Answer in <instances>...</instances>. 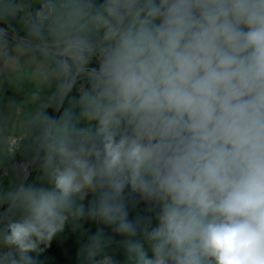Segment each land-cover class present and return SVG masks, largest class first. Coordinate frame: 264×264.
<instances>
[{
    "label": "clouds",
    "instance_id": "1",
    "mask_svg": "<svg viewBox=\"0 0 264 264\" xmlns=\"http://www.w3.org/2000/svg\"><path fill=\"white\" fill-rule=\"evenodd\" d=\"M28 32L88 87L50 121L51 186L7 194L0 264H38L70 219L126 264H264V0H44ZM109 243L80 255L116 264Z\"/></svg>",
    "mask_w": 264,
    "mask_h": 264
},
{
    "label": "crops",
    "instance_id": "2",
    "mask_svg": "<svg viewBox=\"0 0 264 264\" xmlns=\"http://www.w3.org/2000/svg\"><path fill=\"white\" fill-rule=\"evenodd\" d=\"M42 1L44 0H10L14 6L13 10L7 13L0 12V26L6 28L5 25H8L17 35L29 34L28 25L33 20L35 9ZM7 3L8 0H0V4ZM17 5L21 6L22 10L16 15ZM10 17H16L14 24L8 21ZM23 20H28V24H24ZM63 82L64 75L60 73L56 61L31 51L27 46L0 31V91L5 89L7 92L0 96V167L7 171L6 176H0V198L4 201L0 203V229L6 227L8 222L6 217L19 218V213L15 216L10 212L4 213L9 207L7 194L10 191L23 184L51 186L42 168L43 149L42 157L37 156L28 177L21 172H15V160L16 157L31 160L38 154L50 121H59L66 110L79 116L80 107L76 101L80 95L76 93L66 96L54 114L60 101ZM88 123L84 119H79L77 127H84ZM11 135L26 136L16 154L7 153L6 139ZM83 203L87 206L85 200ZM136 215L149 216L153 213L145 202L140 201L135 207L129 206V218L132 219ZM78 223L79 226L74 227L70 219L64 231L54 237L49 246L41 245L44 251L37 257L38 264H87L80 255V249L99 229H103L106 238H110L107 253L116 264H126L122 245L124 237L114 233L111 226L99 222L85 219ZM155 223L153 218V226Z\"/></svg>",
    "mask_w": 264,
    "mask_h": 264
},
{
    "label": "built area",
    "instance_id": "3",
    "mask_svg": "<svg viewBox=\"0 0 264 264\" xmlns=\"http://www.w3.org/2000/svg\"><path fill=\"white\" fill-rule=\"evenodd\" d=\"M44 6V1L40 2L39 6L35 9L34 13H33V19L36 16V13ZM22 7L21 6H16V13L18 14V12H21ZM24 24H28V20H23ZM8 29V28H7ZM4 27L0 26V31H2L3 33L7 34L8 37H10L11 39L27 46L31 51H35L38 52L40 54H43L44 56L54 60L57 62L58 57L55 53V51L53 49H50L47 45L42 44L40 41L38 40H33V39H29L25 36H20L17 34H14L13 31L11 30H7ZM87 78L83 75H74L71 78L67 77L64 75V82H63V87L61 89L60 92V101L58 102V105L56 106L55 110H54V114L58 111L59 107L61 106L62 102L64 101L65 97L68 96L71 92H75L76 94L81 95V93L87 88V84H86ZM46 133L43 136L42 139V143H41V149L38 151V154H36V156H34L31 160H23L20 159L18 157H16L15 160V172H21L25 177H28L31 170H32V166L37 158V156L39 155L40 151L43 149L44 150V143L46 142ZM26 138L25 135H11L6 139V146H7V152L9 154H16V152L18 151V149L20 148V144L23 141V139ZM7 175V171L4 169H0V176H6ZM9 208V207H8ZM7 210L4 212L6 213ZM4 213H2L1 218L2 221L4 220Z\"/></svg>",
    "mask_w": 264,
    "mask_h": 264
},
{
    "label": "trees",
    "instance_id": "4",
    "mask_svg": "<svg viewBox=\"0 0 264 264\" xmlns=\"http://www.w3.org/2000/svg\"><path fill=\"white\" fill-rule=\"evenodd\" d=\"M16 15H17V13H16ZM9 20L8 21H10V23L11 24H14V22H16V17H10V18H8ZM5 27L6 28H8L7 30H13V29H10L11 27H9L8 25H5ZM21 36H25V37H27V38H29V39H33V40H36V39H34L33 37H31L29 34H27V35H23V34H20ZM86 84H87V87H88V80L86 81ZM7 92L5 91V89L4 90H1L0 91V96H3V95H5ZM72 93H75V92H71V94ZM8 153V152H7ZM42 155H43V153H42V151H40V154H39V157L41 158L42 157ZM2 167H0V169H1ZM93 199V195H88L87 197H86V199H85V202H86V204L88 205V203L91 201Z\"/></svg>",
    "mask_w": 264,
    "mask_h": 264
}]
</instances>
